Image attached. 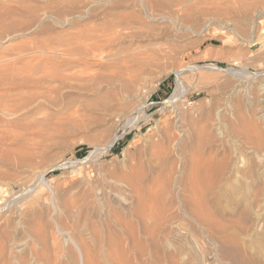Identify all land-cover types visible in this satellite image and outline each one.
Segmentation results:
<instances>
[{"label":"rangeland","instance_id":"obj_1","mask_svg":"<svg viewBox=\"0 0 264 264\" xmlns=\"http://www.w3.org/2000/svg\"><path fill=\"white\" fill-rule=\"evenodd\" d=\"M52 1H53V3L51 4ZM55 1L57 4L54 3ZM55 1L54 0H50V1L49 0H0V4H1L0 5V13H5V12L11 13V12H13V13H21L23 15L24 13H38V14H40V13L45 12V13H48V15L51 16L52 18L55 17V19H61L62 18L61 20H63V19L65 20V18H66V22L64 25L65 27L57 24V22H55L54 23L55 25H53L52 24L53 22L51 20H49L48 22L44 23L43 26H41L39 28H36V26H32L31 30L27 31L26 33H23L21 31L22 29L25 28L24 18L26 17L25 16L26 14L23 16H20L21 15L20 14L19 15L20 18L19 17H17V18L11 17V18H7V21L4 20L3 22H0V24L2 23L0 26L4 25V27H5V28L1 27L3 30L0 29V31H2V32H0V37H2V38L3 37L4 38L5 37L6 38H8V37L12 38L13 36H15L14 33H16V35L23 33L18 38H12V41L11 40L9 41L8 40L9 38L8 39L0 38V41L3 42V44H2V42L0 43V63H1L0 64V81L2 80L1 84L7 86L8 84L11 83V82H5L4 81V80L8 79L7 77L9 75H10L9 76L10 80L8 79V81H11L13 77H15V79H17L18 77L19 78H21V77L22 78H29L28 74L30 76H32L30 74L31 72H32V74H34L36 72L35 73L36 76H37V74L42 75V73L45 74V72L47 71V68H48V70L50 69V71H49L50 73L58 72V73L63 75L64 70H65V73H64L65 75L67 74V76H68L69 74L72 75V73L73 74L75 73L74 76L77 77L76 80L69 82V83H66L67 86L61 85V84H60V86H59V84H52V85H48V87L47 86L44 87V89L41 90L42 92L40 91V93H42V94L45 93L44 96L49 98V99L47 100V98H46V100H47V101L45 100L46 103H43V105L46 104L43 107L45 109L42 110L43 109L42 108L41 109L42 112L38 111L39 112L38 115L37 116L35 115V118L37 119V121L39 120V122L36 123L37 125L35 124V126L34 125L32 127L30 126L31 129L29 127H25L22 129L18 128V130L16 129L17 131L13 130L14 133H16L15 135L17 137L16 136L12 137L13 141H12V138H10V139L8 138L9 139L8 141L5 140L3 143H0V146H1L0 149H2V147H4L3 150H0V151H2L0 153V188L2 187L1 189H3V190L8 189V192L4 191L5 193H2L3 197L7 196V197H5V199L1 196V192H0V196L2 197V200L4 202L3 205H1L3 208V211H2L3 214H0V217H1L0 218V239L2 238L0 240L1 241L0 243L3 244V242H4L3 239H4V237H7V236L9 238L11 237L12 239L13 238L14 239H16V238L21 239L22 238L21 240L20 239L18 240L19 243L23 244L25 241H26L25 243H27L26 244L27 246L24 243L25 249H23V246H22L20 249H23V250L19 249L20 251L15 250L13 248L14 246H12V244L8 245V244L4 243L3 244V247H4L3 250L4 251L2 249H0V251L2 250L0 253L1 254L0 260L4 261V263H7L6 261H8V262L11 261L9 263L18 264L19 262L16 263L17 262L16 261V258H17L16 255H18L17 259H19L20 262L23 261L22 264H24V263L25 264H46V263H48V264H64L66 262L67 258H68V260L69 259L72 260V262H70V260L68 261V262H70V264H81L80 263V255H79V252L77 251V249L75 250V247L70 242L66 243L70 247L68 245L64 244L66 239H68V236H66V235L70 232L71 234H68V235H70L71 237H72V235H74L76 237L74 239L76 241L78 240L77 241L78 244L83 249V253H85V255H84V256H86V258H85L86 263L85 264H91V263H93V264H96V263L97 264H105L104 258H106L105 257L106 254H111L114 251V249H116L117 247H121V248L126 247V245H128L129 243H131L130 245L134 246V241H133L134 237L135 238L138 237L139 240L144 237L142 232H138L139 230L136 231V227H137V229H140L143 227V224L141 225V224L137 223L136 220H133L132 218H130L128 215L126 216L127 212H126V214H124L122 212V210L117 208V206L121 205V203L124 204V202L126 201V203H125L126 206H128L127 204H129L128 207H130V208L132 207L131 209L134 210L137 207L136 205H138V203H139L138 201L140 198L145 197L146 199H149L150 196H152V197L154 196V191H153L154 190L153 188H155L154 186H156V185L158 186V189L156 186L155 192H157L158 190L160 191L161 180H159L157 183H155L154 181H157V179H158L156 177L153 180V182H151L152 180L149 182L141 181L142 183H140V182L138 184L136 183L138 186H139V184H141L140 185L141 187L140 186L136 187V185L134 183H130V181L128 182V180L126 183V182H124L126 180H123V179H127L128 174H130V171L128 172L127 169L139 157L140 148H142L144 150L143 151L141 149V151H142L141 154H143V152L144 153L149 152L152 149H154V147H155L154 144L158 140L157 138H159L161 132L165 129V126L173 123V121L175 120L174 117H176V115L179 114L178 113L179 111L181 114L180 116H182V118L186 119L185 117H187L186 120L188 123L185 121L184 124H185V127L187 129L192 131V132L190 131L191 133L194 132V129L208 128V127H206V125L211 126V119L215 117L217 111H221V112L224 111V112H222L223 113L222 117L225 121L224 122L225 127L231 128L232 126L235 125V127H238L241 130H247L249 127V124H251L250 127H252V128H249V130H248L249 132L250 131L252 132L253 126L257 127V125L260 121L258 119L259 115L261 116L264 113V111H263V109H264V102H263L264 101V99H263L264 98V95H263L264 94V47L262 44L257 43L255 41L256 38L254 35H255L256 31L257 32L260 31L259 32V34H260L261 30L264 29V23H263L264 22V16L260 14V13L264 14V0H241V1L239 0L240 1V2L238 1L239 7H243V5L246 4L245 6L250 8V10L247 12L246 11L242 12L241 11L242 9L236 8V7H238V4L236 3L237 0H234V1L230 0V4H232L233 6L235 5L234 8L236 9L235 10L236 13H235V11H231L229 13H233V14H228L227 17H225L226 15H221L218 17L220 19L224 17L223 21L226 22V23H224V24H226L224 26L228 27V30H226V32H221L219 25L216 23H213L212 26H210L207 30H204L203 24H204L205 20L204 21L202 20L200 22V26H199L200 29L198 27V29L200 31H203V33H202L203 36L201 35L200 37L197 35L195 36V34H192L191 32L190 33L189 32L184 33L181 35V34L176 32V27L172 23H169L168 27H167L159 21L155 22V20H157L158 18H156L154 20L153 19L154 17H153L151 21L149 20L152 17V15H154V14L155 15H158V14L162 15L163 14V16L168 17V16H172V13H175L176 11H177L176 13H179V12L184 13L182 11L188 10L187 7L185 8L186 5L183 4V6L181 8H178V7H180V5H182L181 4L182 1H183V3L187 4L186 0H178V1L172 0V2H170V3H168L166 0L165 1L164 0H159V1H157V0H149V1H147V0H143V1H141V0H136V1L135 0L134 1L122 0L121 1L120 0L121 2L124 1L123 3H121V5H122L121 7L119 6L120 2L118 0H112V3L106 2V3L100 4V5H98L96 2L92 3V0H80V1L79 0H73V1L72 0H65L66 2H70V1L73 2V3L70 2L69 5H68V3L66 4L65 1H63V0H58V1L55 0ZM74 1H76V2H74ZM77 1L79 2V4ZM90 1H91V4H90ZM116 1L119 3H117ZM144 1H146V3ZM153 1L156 4L157 3L158 4L156 5ZM168 1H171V0H168ZM173 1H175V3H176V7H177L176 9H175V3L173 5L174 7H172L171 5H168V4H173ZM195 1L190 0V2H193L192 3L193 5L197 2V1L196 2ZM151 2H153V5ZM165 2L167 4H165ZM190 2L188 3L189 5H191ZM241 2H242V4H240ZM74 3L78 4V5L76 4L77 7H75ZM53 4H56L57 6L53 5ZM116 4H117V6H119V8H117ZM148 4H149V6H148ZM4 5H6L7 7L5 6V8L10 10V11H6L5 8L3 9L2 7H4ZM70 5H74V6H72L70 8ZM86 5H88V8H90V9L92 7H94L91 9L93 13H91L90 9L88 12L85 11ZM89 5H91V6H89ZM141 5L143 6V8ZM145 5L148 6V8L145 7ZM166 5H168L169 8H167ZM52 6H56L57 8L56 7L52 8ZM78 6L81 8V9L80 8L78 9L79 11L76 9V8H78ZM83 6L85 7V9H83L84 8ZM133 6H135L134 7L135 9H132ZM245 6L243 8H246ZM99 7L100 8L103 7V8L100 9ZM144 7H145V10H144ZM151 7L153 9H151ZM160 7L161 8L164 7V8L160 10ZM45 8H47L48 10H46ZM73 8H74V10H73ZM149 8L151 10H148ZM13 9H14V11H13ZM69 9H71V11ZM53 10H55V11H53ZM146 10H147V12H146ZM152 10H153V12H152ZM174 10H175V12H174ZM56 12L59 13V15ZM80 12L84 13V15L82 17L83 19H77L76 18L79 14H81ZM148 12H149V14H148L149 16L145 14ZM150 12L152 13L151 16H150V14H151ZM53 13H56L57 16H59V17L57 18L56 14H53ZM61 13L66 14L65 17H64V14H61ZM70 13H72V14L68 18V15ZM75 13H77L78 15L76 14L77 15L76 16ZM131 13H134L133 16H137L136 17L137 19H134L135 17H133ZM140 13L141 14L143 13V14L141 15ZM248 13H250V15H248ZM136 14H138V15H136ZM258 14H260L261 16ZM122 16H125V17H123L121 19L120 17H122ZM126 17L128 18L129 21L127 20ZM144 17H146V19L147 18L148 19L146 20ZM255 17H256V19H255ZM111 18H113V19L111 20ZM125 18L128 21L127 22L126 20H124V21H126V23H128V24L130 23V25H133V24H131V22H132L136 26L137 29L130 30L133 33H135L136 30H139V28L141 29L142 26L144 25L143 26L144 28L142 30H139L138 33H136L138 35L137 36L138 40L136 39V37H134V38L130 37L131 39H129L127 37L130 41H128V39H126V38H125V41H124V39L123 40H121V39L117 40L113 35L114 33L111 34V32L110 33L105 32L111 26V24L113 25V23H116V21H118L120 19L123 23H125L123 21V19H125ZM211 18H214V17L211 16ZM12 19L14 21H12ZM141 19L143 22L140 21ZM134 20H136V21H134ZM9 21H11V22H9ZM144 21H147L150 24H147ZM250 21L253 25L250 23ZM259 21L260 22L262 21V23H261L262 26H261V24H258ZM15 22H16V25H13ZM140 23H141V26H140ZM48 24H49V26L51 25L50 26L51 28L47 26ZM145 24L147 25V27H145ZM228 24L231 27L227 26ZM150 25L153 27L151 28ZM255 26H257V27H255ZM252 27H253V29L251 30L250 28H252ZM12 28L16 32H13L11 30ZM19 29H20V32L17 31ZM49 29H51V30L54 29V30L51 31ZM144 29H145V33L142 32V31H144ZM146 29H148V30H146ZM153 29L155 30V34L157 37H155V34H153L154 33ZM149 30H150V32H149ZM3 31H7V33L3 32ZM9 33L13 34V35L10 37ZM146 33L149 35H145ZM3 34H5V35H3ZM104 34H106V35H104ZM177 34H179V35H177ZM24 35H26V36H24ZM109 36H110V38H109ZM143 36H144V39L146 38V41L142 38ZM139 37H141L142 39ZM147 37H148V40H147ZM19 38H20V40H18ZM108 38L110 40L109 43L112 45V47L109 46L110 45L109 43H107V44L104 43V40H108ZM112 38L114 39L113 41H112ZM155 39H156V41H155ZM227 39H230L231 41L232 40L233 41L231 43H225L226 41H228ZM3 40H7V41H3ZM131 42L133 43V45L131 44ZM136 42L138 44H136ZM151 42L154 43L153 45H159V46H157V48L159 51L161 50V54L158 55L157 58L153 59L152 63H144V62H142V60L144 61V58H146V57L142 56V52L146 53V52L151 51L152 47H153L152 49L156 48V47L152 46ZM159 42H161L160 43L161 45L157 44ZM104 44L107 47L105 50L106 53H104ZM166 44H168V45L166 46ZM170 44H171V46H170ZM148 45H150V46L147 47ZM237 45H239V46H237ZM38 46H39V50L37 49ZM49 46H50V48H49ZM84 46L85 47L88 46V47L84 48ZM114 46H115V48H114ZM138 46H140V48ZM22 47H24V48L26 47V48L23 49ZM41 47L45 48V49L49 48L48 50L51 49L50 51L52 53L55 51L62 52L64 50H71V51H74L75 49L79 50L81 47H83L82 50L91 48L92 51L95 53V55L100 54L98 56L96 55L99 58H104L105 54L111 52L109 54L110 55L113 54L112 56L114 57V60H112L109 64H111V65L113 63L114 64L112 66H110V68H111L110 72H107V71H109V69L106 71L107 73H105V75H107V81L104 82L105 81L104 80V69H103L104 68L103 67L104 60L102 61V60H99L97 58V59H95L96 62L94 61V59H90L87 61H81L80 59H78L76 57H70L69 58L70 59L69 67H71L70 70L73 69V67L75 66L74 69L70 73L68 66H66L64 69V65H62L61 63L59 65V62H61V60H55V61H52L50 63V61L49 62H48V60L46 61L45 57L40 58ZM27 48L28 49L30 48L31 50H27ZM32 48L35 50H38V54H35V52ZM120 48H122V49H120ZM125 48H126V50H128L127 52H124V51H126V50H124ZM52 49H53V51H52ZM142 49H144L145 51ZM18 50H20V51H18ZM129 50H130V52H129ZM21 53H23V54H21ZM27 53H29V54H27ZM121 53H122V55H121ZM123 53H126V54H123ZM130 53L134 56H132V55L130 56L129 55ZM30 54H31V56L27 57V55H30ZM33 54L35 56H33ZM25 55H26V58L21 59L22 63H24L25 65L20 64L19 62L21 60L19 61V59L24 57ZM136 56H138V57H136ZM17 57H19V59H17ZM30 57L36 58L35 59L36 61L34 59L32 60V58H30ZM24 59L27 62L30 61L31 64L30 65H29V63L27 64V62H25ZM37 59L38 60L40 59L39 60L40 62ZM136 59L138 62H136ZM41 61H45L46 63L43 64V62H41ZM90 61H92L95 64H93ZM128 61L129 62L131 61L130 64L133 65L134 67H131V65L129 63H127ZM37 62L41 63L40 64L41 66H39V64ZM54 62H56V63H54ZM57 62H58L59 68L56 67ZM123 62L125 64H123ZM132 62H133V64H132ZM11 63H13V64H11ZM15 63H17L16 64L17 66L15 65ZM49 63L50 64L53 63L52 65L54 67L52 65H50V67H49V65H48ZM101 63H102V65H101ZM180 64L182 65V67ZM212 64L217 65L218 67H220L222 69H226V70L227 69L246 68V69L250 70L253 74L259 75V77L257 80H251L247 83H245V82L242 83L241 81L232 77L234 79L233 80L230 76H227L224 73H216V72H211V71H207V70H203V69L200 71H192V72L191 71H185L183 77H185L184 82H185V85L187 87L188 93H186V95L183 97L182 101L180 103H178L177 106L175 104L176 107L173 108V105H172V108H173L172 109L170 106L171 104L169 105L166 101L172 95V93L176 87V80L177 79H176V75H175L173 69L175 70V68L180 69L183 67H190V66L191 67H205V66L212 65ZM9 65H15V66L9 67ZM18 65H20V66H18ZM45 65H46V67H45L46 71L43 70ZM89 65H90V67H89ZM95 65H98V66L95 67ZM128 65H130V66H128ZM141 65H145V66H141ZM22 66H23V68H22ZM32 66H33V68H31ZM99 66H102L103 70L100 69ZM124 66H126V67H124ZM175 66H177L178 68ZM13 67L14 68L16 67V69H14ZM86 67L89 69L86 70ZM123 67L125 69H123ZM51 68H53V69L55 68L54 70H57V71H54L53 69L51 70ZM91 68H93V70ZM96 68H97V70H96ZM117 68H119V69H117ZM131 68H134V69H131ZM13 69L16 71H13ZM121 69H123V70H121ZM126 69H127V71L130 70V72L129 71L127 72ZM21 70H22V72H21ZM25 70H27V71H25ZM98 70H100V71H98ZM166 70H168V71H166ZM169 70H170V72H172V74L169 72ZM28 71H29V73H28ZM19 72H20V75L18 74ZM49 72H46V73H49ZM23 73H25V74L28 73V74L25 75ZM4 74L5 75L8 74V76L5 77ZM21 74H23V75H21ZM100 74L103 77L100 76ZM2 75H4V76H2ZM1 76L3 77V79ZM109 76H110V79L108 78ZM4 77H5V79H4ZM91 79H92V81H91ZM126 82H128V83L126 84ZM235 82L236 83L238 82V83L236 84ZM1 84H0V86L2 88L3 85H1ZM238 84L244 85V86L239 87ZM248 84H249V86L253 84L255 86V88H252V87H254L253 85H252V87L248 88L249 87ZM55 86H56V88L59 89L56 91V93L48 91V89L50 90V88L55 89L54 88ZM62 86H64V87H62ZM65 86H66V88H65ZM256 86H257V88H256ZM10 87L12 88L13 86L10 84L8 88H10ZM74 87H76V88H74ZM154 87H155V89H154ZM235 87L240 89V90L236 89ZM45 88L46 89L48 88V89L46 90ZM13 89H15V88L13 87ZM235 89L238 92H233ZM250 89H253V90L250 91ZM257 90H258V92H257ZM32 91H33V89H32ZM32 91L30 93H32ZM124 91H125V93H124ZM231 91L233 92L232 95H231V93H232ZM239 91H241V92L239 93ZM252 91H254V92H252ZM25 92L23 94H25ZM246 94H247V96H246ZM46 95H50V96L48 97ZM49 100H51V101H49ZM52 100H53V102H52ZM229 100H231V101H229ZM255 102L256 103L258 102L257 104L259 105V107H258V105H256ZM247 104H248V107H247L248 109L246 108ZM253 104L256 107H254ZM179 106H181V107L179 108ZM249 106H251L253 109L251 107H250L251 108L250 109ZM169 107L173 111L170 110ZM239 107L242 108V110L238 109ZM137 108L138 109L142 108L141 112ZM168 109H169V111H168ZM257 110H258V112H256ZM244 111H245V113H242ZM237 112L239 113V115H241V113H242V115L243 114L248 115L250 112L251 116L246 115L248 117L247 118L245 115H243V117L245 119H247V121H246L245 119L240 118L242 115L241 116L237 115L238 114ZM209 114H211V116ZM252 114H253V116H252ZM255 115H256V117H254ZM125 117H127V119ZM128 117L130 119H132V118L137 119V121L139 123V124L137 123L138 126L135 125L137 128L135 126L131 127V128L127 127L126 123L129 120ZM252 117H254V118H252ZM169 118H171V119H169ZM250 118L254 119V121L251 120ZM255 118H256L258 123L256 122L257 124L255 123V125H254L253 122H255ZM167 119H169V120H167ZM193 119L196 120V121H194L195 122L194 125H192V123H194V122H192ZM204 119H205V121H204ZM241 120H245V122H247L248 124L246 123V125H245V122H244V125H243V121H241ZM165 121H167V122H165ZM206 121H209V123ZM229 121H230V123H232V125L230 123H228ZM197 122H198V124H197ZM263 122L264 121L259 123L258 129L263 128V126H264ZM261 123L263 126L262 125L260 126ZM192 126H194V127H192ZM200 126H201V128H200ZM246 126H247V128H246ZM263 130H264V128L261 130L262 133H264ZM259 131H260V129H259ZM115 135L116 136H122L123 138L118 140L115 143V145L109 151L103 150L104 147L109 143V141H111L115 137ZM23 137H24V139H23ZM239 137L236 140H231L229 138L228 134H225L223 139H221L224 142V144H221L218 141V143L215 142V143H213V145H209V146L204 147V148L202 147L203 149L200 148L199 151H201V150L202 151L199 152V154L197 153L198 150H197V152H195L196 155L193 151L189 152L187 154L186 165L188 164L190 169L188 168V165L184 166L185 167L184 173H186V174L184 175V173H183L184 176L182 175V180H185L184 185H186L185 186L186 191L184 193H182V194H184L182 196H183V198L185 197L184 198L185 202H187L188 198H189V200L196 201V204H198L199 202H201V203L198 204L199 206L196 205L198 208L197 209L194 205L195 203L190 204L188 201V203L191 205V208L193 206L195 207V208L193 207L194 210L192 209L194 212L192 210L189 211L190 205H188V203L187 204L185 203V205H187L186 206L187 208L184 206V207H182V209L183 210L187 209V212L185 211V213H184L183 211L182 212L179 211L181 213L176 217L175 221H173L174 222L173 230L177 231L179 238L184 242V245H185L184 247H187V248H185V250H186L185 252H187L188 254L185 253L182 259H185L186 261H188L190 259V262L189 261L186 262V261L178 258L177 263H175L176 261L173 260V264H178L181 261H182L181 264H189V263L191 264V261L193 262L192 264H196V263L197 264H219V262L222 264H228V261L231 262V263L229 262V264H232V263L233 264H241V262H243L242 264H264V252L260 251V249L261 250L263 249V251H264V246H263L264 245V190L263 189L264 188L260 189L261 187L264 186L263 184H261V183H264V173H262V172H264L263 171V169H264L263 168L264 167L263 166L264 165V157L257 156L259 158L258 159L255 155V156H253V158H251L252 155H254V153L250 150L251 145L250 144L248 145V142L246 141L245 138H241V136H239ZM18 140H20V141H18ZM153 141H154V144L152 143ZM246 142H247V144H246ZM148 145L149 146L152 145V146L149 147ZM5 146L7 149L5 148ZM35 149H36V151H35ZM148 149H150V150H148ZM4 151H5V153H4ZM103 151L106 153H104ZM128 153H130V154H128ZM197 154L199 156H197ZM250 154H252V155L250 156ZM130 155H132V156H130ZM262 155H264V153H262ZM128 156L132 157L134 159V161L132 160V164H130L131 162L129 163V160H131V159L128 158ZM190 156H191V158H189ZM196 156H197V158H196ZM249 156L251 158V161H249L250 160ZM125 157H126V159H125ZM260 159H262V160H260ZM155 160H156V162H153V163H155V164L158 163L157 159H155ZM249 162H252V164ZM124 163L125 164L127 163V164L125 165ZM128 164H130V165H128ZM155 164H153V165L155 166ZM197 164H200V165H197ZM253 164L259 166L260 169L257 168V166H255ZM127 165H128V167H127ZM260 165L263 167H261ZM125 166H126V168H125ZM250 166H251V168H253L252 170L250 169ZM184 167H183V169H184ZM194 169H195V171H194ZM249 169L251 170L250 171L251 175L248 174ZM254 169H256L255 172H253ZM260 170H262V171L260 172ZM191 171L192 172L194 171L193 174L191 173ZM216 171L219 174L216 173ZM244 171L246 174H248V176L244 173ZM125 172L127 173V175ZM123 173H125V174L122 175ZM215 173L217 174V176L215 175ZM243 173L247 177H245L243 175ZM254 173H255V175H253ZM259 174H261L262 176ZM41 175L45 176V184L40 183V176ZM189 175H190V177H189ZM252 175H253V179L251 177ZM122 176L123 177L126 176V177L123 178ZM185 176H187V178ZM243 176L245 179L243 178ZM254 176H256L255 177L256 179H254ZM257 176H258V178H257ZM19 177H21V178H19ZM188 177L190 180L188 179ZM248 177H249V179H248ZM186 179H187V181H186ZM260 180H261V182H260ZM194 181L198 182V185L196 183L195 184L192 183ZM258 181H259V183H258ZM143 183H145L146 185ZM216 183H217V185H216ZM187 184L189 185L190 188L189 187L187 188ZM214 185H216V187H213ZM241 185H243V186H241ZM143 186L145 188V189H143V191H146V192H142L141 188H143ZM145 186H148L147 190H146ZM151 186H153V187H151ZM200 187L202 190L200 189ZM210 187H213V188H210ZM246 187H247V189H246ZM241 188H243V190ZM198 189L202 192L200 193V191H198ZM247 190H249V191H247ZM9 191H10V193H9ZM159 191L157 193H155V195L156 194L158 195ZM6 192H7V194H6ZM238 192H240V193H238ZM257 192L259 193L258 195H257ZM143 193L146 195H143ZM191 193H192V195H191ZM194 193L199 194V197L201 196V198H198V195H196ZM236 193H238L241 196L240 197H239V195L236 196L237 195ZM4 194H6V195H4ZM23 194H25V196ZM228 194L229 195L231 194L230 195L231 198H229ZM232 194H234V196ZM138 196H139V198H138ZM255 196H258V197H255ZM259 196H260V198H259ZM237 197H238L237 201L240 199L238 202L236 201ZM2 200L0 199V203H2ZM8 202H9V205L5 206L8 204ZM232 203H234V205ZM100 204L104 205V208L106 206L107 210L105 208L104 209L105 211L102 213L101 212L98 213V214H100V216H98L96 211H97V207H99ZM109 205H113L114 206L113 208L115 209V211L113 208L109 209ZM4 206L7 209H5ZM154 206H155L154 209L156 208L155 210L157 212V210H158L157 205H154ZM252 206H254V207H252ZM249 207H251V210L252 209H254V210L251 211V213L249 212V215L247 216L246 211ZM11 208L12 209L14 208L13 209L14 212H12ZM130 208H128V209H130ZM158 208H159V205H158ZM17 209H19L18 210L19 213L17 212ZM6 210L7 211L11 210V211L9 213ZM111 210H113V211H111ZM159 210L162 211V208ZM159 210H158V212H161ZM117 211L120 213L118 214ZM175 211L178 212L177 208H175ZM197 211L200 213V215ZM6 212H7V214H6ZM105 212H106V214H107V212H109L111 214L114 212V214L117 213L118 216L119 215H121V216L120 217L117 216L118 219L115 216L111 218V216H113L114 214L111 215L108 213V215H107L108 217L106 215L103 216V214H105ZM240 213H241V215H240ZM17 214H19V215H17ZM122 214H124L126 216V218L124 215H123L124 217H122ZM194 215H196V216H194ZM10 216L16 217V218H13L14 221H13V219H11ZM18 216H20V217H18ZM190 216L191 217L194 216L193 217L194 220L189 218ZM40 217H41V220L39 219ZM97 217L99 218V221H97L98 220ZM105 217H107L108 220ZM196 217H198L199 219ZM19 218H21V219H19ZM113 218H115L116 220ZM177 218H179V219H177ZM17 219H18V221H17ZM42 219H43V221H42ZM122 219H124V220H122ZM25 220H26V223H25ZM103 220H104V222H103ZM125 220H127V223ZM130 220H131V222H130ZM113 221H116V222L119 221L120 223H122V227H124V229H126L124 231V233H122V235H121L122 231H119L120 229L117 228L116 222H114V225H113ZM124 221H125V223H124ZM251 221H252V224L256 223L255 224L256 226H254V225L253 226L256 228L258 227L257 229H255L251 225ZM15 222H17V223H15ZM98 222H101L102 224H100ZM236 222L238 224V227L235 224ZM13 223H15V224L13 225ZM19 223L21 224V226ZM24 223H25V225H24ZM45 223H46V226L47 225L50 226L51 230L46 229L50 233L46 232L45 228H48L49 226L45 227ZM50 224L52 225V227ZM9 225H11V228L13 227V229H10V227L8 228ZM16 225H18V228ZM157 225H160V222L155 220L154 224L152 225V228H153L152 230L157 235L160 234L157 236V237H159V239L160 238L162 239V237H164V240L166 238L173 240L169 231L166 230V227H164L163 225H160V226H158V230H157ZM209 225H211V226H209ZM234 225H235V227H234ZM241 225H243L245 227H242ZM29 226H31V227H29ZM57 226H59V227H57ZM101 226H103V227L101 228ZM110 226L112 228H114V226H115L116 229L111 230L112 228ZM138 226H140V228H138ZM161 226L167 232L163 233L162 230L159 231V228ZM240 226H241V228H239ZM61 227H63V228H61ZM131 227H133L132 228L133 231H132V229H130ZM216 227L217 228L222 227V230H225L228 233L225 231H222L220 228H218L219 230H217ZM20 228H21V230H20ZM30 228H32V229H30ZM43 228L45 231H43ZM50 228H48V229H50ZM58 228H59V230H58ZM60 228L62 229V231ZM224 228H226L227 230ZM235 228H237V229H235ZM164 229H163V231H164ZM253 229H254V231H253ZM13 230L17 233H15ZM65 230H67V231H65ZM236 230H238V232L241 231L240 232L241 234L243 232V236L240 233L239 234L241 236L238 235V232ZM243 230L244 231L247 230V231L244 232ZM86 231H88V233H86ZM117 231H118V233H120L119 235L117 234ZM134 231H135V233H133ZM219 231H221V234L219 233ZM248 231H249V233H248ZM43 232L44 233L46 232L45 237L46 236L47 237L45 239H43L44 238ZM59 232H60V234L61 233L64 234V236H61L59 234ZM111 232H112V234H111ZM114 232L116 234H114ZM127 232H129V233H127ZM130 232H131V234L133 233V235H134V237H133V235L131 237L132 238L131 242L129 241V239H131L130 238ZM251 232L252 233L255 232V233L252 234ZM2 233H5V235L3 234L4 237H2L3 236ZM47 233L50 236L47 235ZM102 233H104V236ZM166 233H168V235ZM260 233H263V235ZM8 234H10L11 236H9ZM13 234L15 235V237ZM30 234H32V235H30ZM86 234H87V236H88V234H91V235H89V237H91V238H88L86 236ZM94 234H95V236H94ZM124 234H127L129 236V238H127L128 236L124 235ZM101 235L103 237H101ZM153 235L155 236V238H157L155 234H153ZM37 236L39 237V239H40V236L42 238L39 240ZM57 236L59 238H62V239H60V241L62 240L63 242L57 241V240H59V238ZM232 236H236V237H234L235 239H237L238 238L237 236H239L240 240L237 241V240L233 239V240H231L230 243H232L234 241L233 242L234 244L233 243L230 244L229 241L232 238ZM256 236L258 239L256 238ZM100 237L103 239L100 240ZM226 237H228V238H226ZM113 238H115V239H113ZM121 238H123L122 241H121ZM126 238L128 239L129 242H127ZM138 238L136 240H138ZM225 238L228 239L227 240L228 242H226ZM23 239H25V240L23 241ZM42 240H45V242L43 241V243L41 244ZM46 240L48 242H50V244L47 242V246H45ZM102 240H104V241H102ZM113 240H116V242H114ZM143 240H144V238L140 241L143 242ZM222 241H223V243H222ZM235 241L238 243H236ZM240 241H242V242H240ZM103 242L105 245L103 244ZM118 242H119V244H118ZM121 243H123L122 246H119ZM124 243H126V245ZM189 243H190V245H189ZM228 243H229V246L231 245L232 247L231 246L229 247ZM240 243L243 246L242 250L239 249L241 247ZM222 244H225L226 247ZM62 245L64 246L63 249H62ZM71 245H72V247H71ZM130 245H129V248H131ZM143 245L144 244L142 243L141 246H143ZM237 245H239L240 247ZM258 245L260 246V249H258V247H259ZM7 246H9V247H7ZM65 246H68V247H65ZM106 246H107L109 251L106 250L107 249V248H105ZM220 246L221 247L223 246V247L221 248ZM54 247H55V249H54ZM84 247H85V249H84ZM227 247H228V249H227ZM0 248H1V246H0ZM86 248H88V250H90V252ZM109 248L110 249L113 248V249L110 250ZM230 248H232L231 249L232 252L230 251ZM50 249H52L51 251H53V252H51ZM66 249H67V251H66ZM222 249H224V250H222ZM62 250L64 251V253H66V254H64L62 252L64 255H66L65 258H63V254H61ZM86 250L91 254H89V255L87 254L88 255L87 256L86 253H88V252ZM15 251H17V252H15ZM22 251H23V253H22ZM84 251H86V252H84ZM127 251H128L129 257L132 256V258H133V253L129 250H127ZM226 251L228 254L225 253ZM2 252L3 253L5 252L4 253L5 257L2 256L3 255ZM68 252H69V254H67ZM155 253L157 255V252H155ZM230 254L231 255L233 254V255L231 256ZM9 255L13 256L12 259L10 258L11 256H9ZM229 255H230L231 260L228 257ZM89 256H92L93 258L89 257ZM96 256L100 257V258H97ZM233 256L235 259L232 258ZM20 257H21V259H20ZM87 258L89 259V261L87 260ZM250 258L252 259V261L250 260ZM90 259L93 262H91ZM244 259H245V262H244ZM13 261L15 263H13ZM89 262H91V263H89ZM251 262H253V263H251ZM1 264H3V263L1 262Z\"/></svg>","mask_w":264,"mask_h":264},{"label":"bare ground","instance_id":"obj_2","mask_svg":"<svg viewBox=\"0 0 264 264\" xmlns=\"http://www.w3.org/2000/svg\"><path fill=\"white\" fill-rule=\"evenodd\" d=\"M50 1V0H49ZM55 1V0H54ZM58 1V0H57ZM63 1H65V0H63ZM73 1V0H72ZM72 1H70V2H72ZM80 1V0H79ZM119 2H120V7L122 6L121 5V3H123V2H121L120 0H118ZM132 1H134V0H132ZM136 1V0H135ZM141 1H143V0H141ZM147 1H149V0H147ZM157 1H159V0H157ZM165 1V0H164ZM163 1V2H164ZM168 3H170V2H172V0L171 1H168V0H166ZM178 1V0H177ZM176 1V2H177ZM190 2V0H186V2H187V4ZM193 1H195V0H193ZM197 1V2H196ZM195 2V4L193 5L192 3L193 2H190L191 3V5H187L186 3H183V1L181 2V4L182 5H180V7H178V8H181L182 6H183V4L184 5H186L185 6V8L187 7L188 8V10L186 11L185 9V11H182V12H184V13H181V12H179V13H176L175 12V10H174V12L175 13H172V16H168V17H166V16H163V14L162 15H160V14H158V15H152V13L150 14V16L152 15V17L149 19L150 21L152 20V18L155 20L156 18H158L157 20H155V22L156 21H159V22H161L163 25H165V26H167L168 27V24L169 23H172L175 27H176V32L177 33H179V34H184V33H192V34H195V36L197 35V36H201L202 35V33H203V31H200L199 29H200V22L203 20H205V22H204V30H207L210 26H212V24L213 23H216V24H218L219 25V28H220V30H221V32H226V30H228V27H226V26H224V25H226V24H224V23H226V22H224L223 21V18H218L219 16H221V15H226L225 17H227L228 16V14H233V13H229V12H231V11H235L236 9L234 8V6L232 5V4H230V0H196ZM232 1V0H231ZM234 1V0H233ZM238 1L239 0H237V4H238ZM241 1V0H240ZM239 1V2H240ZM7 2V1H6ZM9 2V1H8ZM60 2V1H59ZM70 2H66L65 1V3L67 4L68 3V5H69V3ZM74 2H76V1H74ZM78 2V1H77ZM88 2V1H87ZM93 2H96L98 5H100V4H103V3H108V2H111L112 3V0H92V3ZM115 2V1H114ZM117 2V1H116ZM119 2H117V3H119ZM145 3H146V1H144ZM154 2V1H153ZM153 2H151L152 3V5H153ZM162 2V1H161ZM180 2V1H179ZM247 2V1H246ZM5 3V2H4ZM48 3V2H47ZM53 3V1L51 2V4ZM54 3H56V1L54 2ZM73 3V2H72ZM142 3V2H141ZM144 3V4H145ZM155 3V2H154ZM160 3V2H159ZM174 3H175V1H173V4H168V5H171L172 7H174L173 5H174ZM178 3V2H177ZM252 3V2H251ZM46 4V3H45ZM50 4V3H49ZM57 4V3H56ZM56 4H53V5H56ZM59 4V3H58ZM61 4V3H60ZM64 4V3H63ZM75 4V7H77L76 6V4L77 3H74ZM78 4H79V2H78ZM77 4V5H78ZM90 4H91V1H90ZM115 4V3H114ZM113 4V5H114ZM131 4V3H130ZM137 4V3H136ZM135 4V5H136ZM150 4V3H149ZM149 4H148V6H149ZM156 4V3H155ZM154 4V5H155ZM158 4V3H157ZM156 4V5H157ZM162 4V3H161ZM160 4V5H161ZM165 4H167L166 2H165ZM164 4V5H165ZM180 4V3H179ZM240 4H242V2L240 3ZM250 4V3H249ZM248 4V5H249ZM1 5V4H0ZM48 5V4H47ZM95 5V4H94ZM134 5V4H133ZM151 5V4H150ZM168 5H166V7L167 8H169L168 7ZM246 5V4H245ZM245 5H243V7L245 6ZM5 6L6 5H4V7H2L3 9L5 8ZM9 6V5H8ZM57 6V5H56ZM56 6H52V8L53 7H56ZM72 6H74V5H70V8L72 7ZM89 6H91V5H89ZM116 6H117V4H116ZM119 6H117V8H119ZM129 6V5H128ZM142 6V5H141ZM148 6H146L145 5V7H147L148 8ZM178 6V5H177ZM237 6V5H236ZM250 6V5H249ZM7 7V6H6ZM28 7V6H27ZM74 7V8H75ZM82 7V6H81ZM84 7V6H83ZM135 6H133V8L132 9H135L134 8ZM145 7H144V10H145ZM154 7V6H153ZM171 7V8H172ZM243 7H239V4H238V7H236V8H238V9H242L241 11L242 12H244V11H249L250 10V8H248L247 6H245L246 8H243ZM257 7V6H256ZM57 8V7H56ZM74 8H73V10H74ZM80 7L78 6V8H76L77 10L79 9ZM92 8H94V7H92ZM91 8V9H92ZM98 8V7H97ZM100 8V7H99ZM101 8H103V7H101ZM100 8V9H101ZM142 8H143V6H142ZM155 8V7H154ZM158 8V7H157ZM164 7H160V10L161 9H163ZM170 8V9H171ZM177 7H176V3H175V9H176ZM6 9V8H5ZM12 9V8H11ZM46 10H48L47 8H45ZM59 9V8H58ZM81 9V8H80ZM83 9H85V7L83 8ZM89 9L90 8H88V5H86V12H88L89 11ZM90 9V10H91ZM96 9V8H95ZM151 9H153L152 7H151ZM150 8L148 9V10H151ZM237 9V10H238ZM17 10V9H16ZM56 10V9H55ZM55 10H53V11H55ZM70 11H71V9H69ZM140 10V9H139ZM5 11V10H4ZM6 11H10V10H8V9H6ZM13 11H14V9H13ZM18 11V10H17ZM76 11V10H75ZM79 11V10H78ZM82 11V10H81ZM2 12V11H1ZM47 12V11H46ZM50 12V11H49ZM146 12H147V10H146ZM152 12H153V10H152ZM186 12V13H185ZM188 12V13H187ZM238 12V11H237ZM240 12V11H239ZM57 13V12H56ZM56 13H53V14H56ZM78 13V12H77ZM77 13H75V15L77 14ZM81 13V12H80ZM83 13V12H82ZM77 14L76 16V18L77 19H83L82 17H83V15H84V13L83 14ZM91 13H93L92 12V10H91ZM235 13H236V11H235ZM257 13V12H256ZM21 13H13V12H11V13H0V22H3L4 20H6L7 21V18H11V17H19V15H20ZM26 14V15H25ZM51 14V13H50ZM58 15H59V13H57ZM57 14H56V16H57ZM61 14H64V13H61ZM60 14V15H61ZM72 13H70L69 15H68V18H69V16L71 15ZM120 14V13H119ZM123 14V13H122ZM132 14V16H133V14L134 13H131ZM141 14V13H140ZM143 14V13H142ZM141 14V15H142ZM146 15H148L149 14V12L148 13H145ZM261 15H263L264 16V14L263 13H260ZM260 14H258V15H260ZM23 15H25L26 17L24 18V26H25V28L24 29H22L21 31L23 32V33H26L27 31H29V30H31V28H32V26H36V28H39V27H41V26H43V24L44 23H46V22H48L49 20H51L53 23V25H55L54 23L55 22H57V24H59V25H61V26H64L65 25V22H66V18H65V20L63 19V20H61V19H55V17L54 18H52L51 16H49L48 15V13H40V14H38V13H24ZM22 14L20 15V16H23ZM65 15L66 14H64V17H65ZM87 15V14H86ZM89 15V14H88ZM136 15H138V14H136ZM165 15V14H164ZM248 15H250V13H248ZM253 15V14H252ZM257 15V16H258ZM260 15V16H261ZM55 16V15H54ZM112 16V15H111ZM131 16V15H130ZM140 16V15H139ZM138 16V17H139ZM145 16V15H144ZM149 16V15H148ZM211 16H213L214 18H211ZM232 16V15H231ZM230 16V17H231ZM59 16H57V18H58ZM63 17V18H64ZM123 17H125V16H122V17H120L121 19L123 18ZM133 17H135L134 19H137L136 17L137 16H133ZM132 17V18H133ZM253 17V16H252ZM20 18V17H19ZM127 18V17H126ZM126 18L125 19H123V21L124 20H126ZM131 18V19H132ZM141 18V17H140ZM145 19H146V17H144ZM143 18V19H144ZM249 18V17H248ZM262 18V17H261ZM22 19V18H21ZM113 18H111V20H112ZM121 19L120 20H118V21H116V23H113V25L111 24V26L107 29V31H105V32H111V34H113L114 35V37L117 39V40H119V39H121V40H123L124 39V41H125V38L126 39H131L130 37H136V39H137V34L136 33H138V31L139 30H142L144 27V25L142 26V28L140 29L139 28V30H134L135 31V33H133V32H131L130 30H133V29H137L136 28V26L134 25V23H132L131 22V24H133V25H130V23L128 24V23H126V21L128 20V18H127V20L126 21H124L125 23H123L122 21H121ZM139 19V18H138ZM144 19V20H145ZM148 19V18H147ZM146 19V20H147ZM220 19V20H219ZM252 19V18H251ZM255 19H256V17H255ZM9 20V19H8ZM12 21H14L13 19H12ZM75 21V20H74ZM129 21V20H128ZM127 21V22H128ZM134 21H136V20H134ZM140 21H142V19L140 20ZM139 21V22H140ZM226 21V20H225ZM228 21V20H227ZM249 21V20H248ZM9 22H11V21H9ZM112 22V21H111ZM115 22V21H114ZM138 22V21H137ZM143 22V21H142ZM144 22H146L147 24H150V23H148L147 21H144ZM136 23V22H135ZM250 23H251V21H250ZM262 23V21L260 22L259 21V23L258 24H261ZM264 23V22H263ZM2 24V23H1ZM0 24V25H1ZM202 24V23H201ZM249 24V23H248ZM252 24V23H251ZM13 25H16V22L13 24ZM19 25V24H18ZM138 25V24H137ZM253 25V24H252ZM255 25V24H254ZM23 26V27H24ZM48 27H50L49 26V24L47 25ZM140 26H141V23H140ZM139 26V27H140ZM151 26V25H150ZM227 26H230L229 24L227 25ZM261 26H262V24H261ZM4 27V25H2V26H0V29H2V28ZM20 27V26H19ZM45 27V26H44ZM65 27V26H64ZM108 27V26H107ZM145 27H147V25L145 24ZM149 27V26H148ZM153 26H151V28H152ZM198 27H199V29H198ZM218 27V26H217ZM231 27V26H230ZM255 27H257V26H255ZM5 28V27H4ZM47 28V27H46ZM51 28V27H50ZM15 29V28H14ZM106 29V28H105ZM155 29V28H154ZM153 29V31H154V33L153 34H155V30ZM212 29V28H211ZM251 30L253 29V27L252 28H250ZM3 30V29H2ZM7 30V29H6ZM13 32H16L15 30H13V28L11 29ZM49 30H51V29H49ZM52 30H54V29H52ZM51 30V31H52ZM146 30H148V29H146ZM210 30V29H209ZM255 30V29H254ZM258 30V29H257ZM8 31V30H7ZM7 31H3V32H5V33H7ZM18 32H20V29L19 30H17ZM33 31V30H32ZM31 31V32H32ZM200 31V32H199ZM215 31V30H214ZM0 32H2V31H0ZM9 32V31H8ZM17 32V33H18ZM104 32V33H105ZM126 32V33H125ZM128 32V33H127ZM142 32H144L145 33V29H144V31H142ZM149 32H150V30H149ZM259 32L260 31H256L255 32V38H256V42L257 43H260V44H262L263 45V47H264V29H262L261 30V33L259 34ZM23 33H20V34H18V35H16V33H14L15 34V36H13L12 38H18V37H20L21 36V34H23ZM35 33V32H34ZM140 33V32H139ZM259 35H258V34ZM10 34V33H9ZM41 34V33H40ZM179 34H177V35H179ZM3 35H5V34H3ZM13 34H10L9 36L11 37ZM30 35V34H29ZM104 35H106V34H104ZM145 35H149V34H145ZM190 35V34H189ZM24 36H26V35H24ZM203 36V35H202ZM23 37V36H22ZM87 37V36H86ZM108 37V36H107ZM113 37V38H114ZM128 37V38H127ZM146 37V36H145ZM155 37H157L156 36V34H155ZM0 38H2V37H0ZM4 38V37H3ZM2 38V39H3ZM6 38V37H5ZM4 38V39H5ZM9 38V37H8ZM8 38H6V39H8ZM12 38H9L8 40L10 41H12ZM25 38V37H24ZM84 38V37H83ZM109 38H110V36H109ZM109 38H108V40H104V43L105 44H107V43H109L110 42V40H109ZM112 38V41L115 39H113ZM139 38H141V37H139ZM143 39H144V36L142 37ZM141 38V39H142ZM152 38V37H151ZM154 38V37H153ZM128 39V41H130ZM18 40H20V38L18 39ZM81 40V39H80ZM116 40V41H117ZM120 40V41H121ZM138 40V39H137ZM140 40V39H139ZM145 41H146V38L144 39ZM147 40H148V37H147ZM151 40V39H150ZM167 40V39H166ZM228 41H226L225 43H231L232 41L230 40V39H227ZM254 40V39H253ZM3 41H7V40H3ZM127 41V40H126ZM133 41V40H132ZM155 41H156V39H155ZM2 41H0V43H1ZM123 42V41H122ZM135 42V41H134ZM141 42V41H140ZM158 42V41H157ZM192 42V41H191ZM253 42V41H252ZM6 43V42H5ZM4 43V44H5ZM115 43V42H114ZM113 43V44H114ZM125 43V42H124ZM152 43V42H151ZM161 42H159V43H157V44H160ZM236 43V42H235ZM256 43V44H257ZM2 44H3V42H2ZM82 44V43H81ZM105 44H104V53H106L105 52V50H106V46H105ZM110 44V43H109ZM108 44V45H109ZM129 44V43H128ZM131 44L133 45V43L131 42ZM136 44H138L137 42H136ZM150 44V43H149ZM154 43H152V46H154V47H156L157 48V46H159V45H153ZM193 44V43H192ZM124 45V44H123ZM147 45V44H146ZM161 45V44H160ZM168 44H166V46H167ZM47 46V45H46ZM45 46V47H46ZM89 46V45H88ZM87 46V47H88ZM109 46H111L112 47V45L110 44ZM128 46V45H127ZM150 45H148L147 47H149ZM170 46H171V44H170ZM176 46V45H175ZM237 46H239V45H237ZM80 47V46H79ZM87 47H85L84 46V48H87ZM139 48H140V46H138ZM173 47V46H172ZM23 49H25L24 47H22ZM21 48V49H22ZM48 48V47H47ZM49 48H50V46H49ZM48 48V49H49ZM82 48L83 47H81L79 50L77 49H75L74 51H71V50H64V51H62V52H57V51H55V52H51L50 50H48V49H45V48H42L41 47V51H40V58L41 57H45L46 58V61L48 60V62L50 61V63L52 62V61H55V60H61V62H59V65H60V63L62 64V65H64V69H65V67L66 66H68V68H69V70H70V68L71 67H69V64H70V57H76V58H78V59H80L81 61H87V60H90V59H94V61H95V59H99V60H104V65H103V67L102 66H99L100 67V69H104V82H106L107 81V75H105V73H107V72H110V66H112L111 64H109L112 60H114V57L112 56V55H110L109 53H111V52H109V53H107V54H105L104 55V58H99V57H97L98 55H100V54H96L95 55V53L92 51V49L91 48H89V49H83L82 50ZM114 48H115V46H114ZM117 48V47H116ZM128 48V47H127ZM153 48V47H152ZM151 48V51H149V52H142V56H145L146 58H144V61L142 60V62H144V63H152V60L153 59H155V58H157L158 57V55H160L161 54V50L159 51L158 50V48L156 49H152ZM169 48V47H168ZM33 49V48H32ZM37 49L39 50V46L37 47ZM57 49V48H56ZM120 49H122V48H120ZM129 49V48H128ZM135 49V48H134ZM3 50V49H2ZM14 50V49H13ZM27 50H31L30 48L28 49L27 48ZM34 50V52H35V54H38V50H35V49H33ZM113 50V49H112ZM124 50H126V48L124 49ZM142 50H144V49H142ZM164 50V49H163ZM166 50V49H165ZM177 50V49H176ZM5 51V50H4ZM18 51H20V50H18ZM52 51H53V49H52ZM59 51V50H58ZM109 51V50H108ZM128 50H126V51H124V52H127ZM132 51V50H131ZM145 51V50H144ZM175 51V50H174ZM3 52V51H2ZM31 52V51H30ZM37 52V53H36ZM119 52V51H118ZM129 52H130V50H129ZM17 53V52H16ZM32 53V52H31ZM132 53V52H131ZM129 54L130 56L132 55V54ZM18 54V53H17ZM16 54V55H17ZM21 54H23V53H21ZM20 54V55H21ZM27 54H29V53H27ZM123 54H126V53H123ZM128 54V53H127ZM135 54V53H134ZM121 55H122V53H121ZM136 55V54H135ZM177 55V54H176ZM29 56H31V54L30 55H27V57H29ZM33 56H35L34 54H33ZM32 56V57H33ZM37 56V55H36ZM118 56V55H117ZM120 56V55H119ZM132 56H134V55H132ZM141 56V57H142ZM242 56V55H241ZM247 56V55H246ZM20 57V56H19ZM19 57H17V59H19ZM32 57H30V58H32ZM66 57V58H65ZM136 57H138V56H136ZM215 57V56H214ZM23 58H26V55L24 56V57H22V58H20L19 59V61L21 60V59H23ZM16 59V60H17ZM35 60L36 58H32V60ZM30 60V59H29ZM38 60V59H37ZM40 60V59H39ZM38 60V61H39ZM45 60V59H44ZM124 60V59H123ZM132 60V59H131ZM141 60V59H140ZM139 60V61H140ZM18 61V62H19ZM24 61L25 62H27L25 59H24ZM23 61V62H24ZM36 61V60H35ZM127 61V60H126ZM32 62V61H31ZM40 62V61H39ZM39 62H37L38 64H39V66H41L40 64L41 63H39ZM41 62H43V64L44 63H46L45 61H41ZM73 62V61H72ZM71 62V63H72ZM90 62H92V61H90ZM96 62V61H95ZM100 62V61H99ZM131 62V61H130ZM130 62L128 61L127 63H129L130 64ZM136 62H138L137 61V59H136ZM20 64H24V63H22V60L19 62ZM29 63V65L31 64L30 63V61L29 62H27V64ZM33 63V62H32ZM48 64L49 65V67H50V65H52V64ZM54 63H56V62H54ZM74 63V62H73ZM87 63V62H86ZM85 63V64H86ZM89 63V62H88ZM93 63V62H92ZM1 64V63H0ZM11 64H13V63H11ZM17 63H15V65H16ZM26 64V65H27ZM90 64V63H89ZM93 64H95V63H93ZM123 64H125L124 62H123ZM132 64H133V62H132ZM15 65H9V67H11V66H15ZM25 65V64H24ZM28 65V66H29ZM47 65V66H48ZM55 65V64H54ZM57 65V66H56ZM55 66L57 67V68H59L58 67V62H57V64H56ZM99 65V64H98ZM98 65H95V67L96 66H98ZM101 65H102V63H101ZM116 65V64H115ZM131 65V64H130ZM130 65H128V66H130ZM181 65V64H180ZM185 65V64H184ZM17 66V65H16ZM18 66H20V65H18ZM37 66V65H36ZM53 66V65H52ZM51 66V67H52ZM85 66V65H84ZM88 66V65H87ZM92 66V65H91ZM94 66V65H93ZM117 66V65H116ZM127 66V67H128ZM140 66V65H139ZM141 66H145V65H141ZM188 66V65H187ZM26 67V66H25ZM35 67V66H34ZM45 67H46V65L44 66V69L43 70H45L46 71V69H45ZM54 67V66H53ZM75 67V66H74ZM74 67H73V69H74ZM89 67H90V65H89ZM122 67V66H121ZM124 67H126V66H124ZM123 67V69H125ZM131 67H134L133 65H131ZM138 67V66H137ZM175 67H177V66H175ZM180 67V66H179ZM181 67H182V65H181ZM14 68V67H13ZM22 68H23V66H22ZM28 68V67H27ZM31 68H33V66L31 67ZM30 68V69H31ZM61 68V67H60ZM67 68V69H68ZM94 68V67H93ZM93 68H91L92 70H93ZM157 68V67H156ZM178 68V67H177ZM14 69H16V67L14 68ZM13 69V71H16V70H14ZM26 69V68H25ZM29 69V70H30ZM53 68H51V70H52ZM55 69V68H54ZM53 69V70H54ZM63 69V68H62ZM73 69H71L70 70V73H71V71L73 70ZM76 69V68H75ZM89 68H87L86 67V70H88ZM90 69V70H91ZM102 69V70H103ZM109 69V71H107ZM117 69H119V68H117ZM123 69H121V70H123ZM131 69H134V68H131ZM207 70V71H211V72H216V73H224L225 75H227V76H230L231 78L233 77V78H235V79H237V80H239V81H241L242 83L243 82H245V83H247V82H249V81H251V80H257L258 79V77H259V75H256V74H253L250 70H248V69H246V68H239V69H222V68H220V67H218L217 65H214V64H212V65H208V66H205V67H183V68H180V69H176L175 68V70L173 69V71H174V73H175V75H176V87H175V89H174V91H173V93H172V95L169 97V99L166 101L170 106H171V108H172V105H173V108L174 107H176L177 106V104L178 103H180L181 101H182V99H183V97L186 95V93H188L187 92V87H186V85H185V82H184V79H185V77H183V75H184V73H185V71H200V70ZM20 70V69H19ZM37 70V69H36ZM40 70V69H39ZM96 70H97V68H96ZM171 70V69H170ZM170 70H169V72H170ZM25 71H27V70H25ZM32 71V70H31ZM30 71V72H31ZM34 71V70H33ZM50 71V69L48 70V68H47V71L46 72H49ZM54 71H57V70H54ZM53 71V72H54ZM98 71H100V70H98ZM107 71V72H106ZM113 71V70H112ZM126 71H127V69H126ZM129 72H130V70H128ZM127 71V72H128ZM166 71H168V70H166ZM172 71V70H171ZM3 72V71H2ZM21 72H22V70H21ZM45 72V74L44 73H42V75H38L37 74V76L35 75V73L34 74H32V72L30 73L32 76H30L28 73H29V71H28V76H29V78H17V79H15V77H11L12 78V80L11 81H8V79L10 78L9 76H8V74L7 75H5V77H7L6 79L7 80H4L5 82H11L10 84L15 88V89H13V87L11 88H8L9 87V85L10 84H8L7 86H5V85H3V84H1V81H0V84L1 85H3L2 86V88H1V86H0V143H3L5 140H9L10 138H12V137H14V136H16L15 134L16 133H14V131L13 130H18V128H25V127H29L30 128V126L32 127L33 125L35 126V124L37 123V122H39V120L37 121V119L35 118V115L37 116L38 115V113L39 112H42L41 111V109L46 105H43V103H46V101L49 99V98H47V97H45L44 95H45V93L44 94H42V93H40V91L41 90H43L44 89V87H48V85H52V84H59V86H60V84L61 85H66V83H69V82H72V81H74V80H76L77 79V77L76 76H74V74L72 73V75H68L67 76V74L65 75L64 73H65V70H64V73H63V75L62 74H60V73H58V72H55V73H46ZM69 72V71H68ZM132 72V71H131ZM4 73V72H3ZM79 73V72H78ZM84 73V72H83ZM82 73V74H83ZM123 73V72H122ZM125 73V72H124ZM167 73V72H166ZM171 74H172V72H170ZM197 73V72H196ZM2 74V73H1ZM13 74V73H12ZM11 74V75H12ZM19 75H20V72L18 73ZM17 74V75H18ZM23 74H25V73H23ZM23 74H21V75H23ZM27 74H25V75H27ZM199 74V73H198ZM4 75H2V76H4ZM18 75V76H19ZM34 75V76H33ZM99 75V74H98ZM120 75V74H119ZM215 75V74H214ZM1 76V77H2ZM14 76V75H13ZM16 76V75H15ZM100 76H102L101 74H100ZM5 77H4V79H5ZM17 77V76H16ZM103 77V76H102ZM109 79H110V76L108 77ZM113 78V77H112ZM127 78V77H126ZM232 78V79H233ZM2 79H3V77H2ZM84 79V78H83ZM10 80V79H9ZM86 80V79H85ZM226 80V79H225ZM234 80V79H233ZM236 80V81H237ZM84 81V80H83ZM91 81H92V79H91ZM186 81V80H185ZM3 83V82H2ZM128 82H126V84H127ZM133 83V82H132ZM131 83V84H132ZM236 83V82H235ZM238 83V82H237ZM236 83V84H237ZM255 83V82H254ZM7 84V83H6ZM80 84V83H79ZM133 85V84H132ZM239 85V87H242V86H244V85H240V84H238ZM253 85V84H252ZM252 85H250L249 86V84H248V88H250V87H252ZM54 86V85H53ZM67 86V85H66ZM66 86H65V88H66ZM85 86V85H84ZM254 86V85H253ZM51 87V86H50ZM62 87H64V86H62ZM124 87V86H123ZM246 87V86H245ZM260 87V86H259ZM263 87V86H262ZM55 89H51L50 88V90L48 89V91H51V92H55L56 93V91L57 90H59L58 88H56V86L54 87ZM73 88V87H72ZM74 88H76V87H74ZM236 88V87H235ZM252 88H255V86L254 87H252ZM256 88H257V86H256ZM29 89V90H28ZM32 89H33V91H32ZM46 89V88H45ZM46 89V90H47ZM69 89V88H68ZM154 89H155V87H154ZM236 89H238V88H236ZM234 90L233 92H238L237 90ZM238 90H240V89H238ZM251 90H253V89H250V91ZM259 90V89H258ZM258 90H257V92H258ZM26 91V92H25ZM32 91V93H30ZM25 92V94H23ZM42 92V91H41ZM232 92V91H231ZM233 92L231 93V95L233 94ZM241 91H239V93H240ZM252 92H254V91H252ZM260 92V91H259ZM124 93H125V91H124ZM243 93V92H242ZM247 93V92H246ZM250 93V92H249ZM261 93V92H260ZM252 94V93H251ZM250 94V95H251ZM147 95V94H146ZM230 95V96H231ZM249 95V94H248ZM264 95V94H263ZM262 95V96H263ZM46 96H50V95H46ZM246 96H247V94H246ZM46 98H47V100H46ZM231 98V97H230ZM235 98V97H234ZM261 98V97H260ZM52 99V98H51ZM233 99V98H232ZM264 99V98H263ZM46 100V101H45ZM45 101V102H44ZM49 101H51V100H49ZM229 101H231V100H229ZM262 101V100H261ZM52 102H53V100H52ZM264 102V101H263ZM231 103V102H230ZM238 103V102H237ZM256 103V102H255ZM258 103V102H257ZM256 103V105H258ZM175 104H176V106H175ZM235 104V103H234ZM252 104V103H251ZM167 105V104H166ZM254 105V104H253ZM111 106V105H110ZM229 106V105H228ZM181 106H179V108H180ZM241 107V106H240ZM238 108V109H241L242 110V108ZM248 107V104H247V106H246V108ZM251 106H249V108H250ZM254 107H256L255 105H254ZM258 107H259V105H258ZM166 108V107H165ZM164 108V109H165ZM172 108V109H173ZM227 108V107H226ZM252 108V107H251ZM250 108V109H251ZM263 108V107H262ZM45 108H43L42 110H44ZM138 109V108H137ZM136 109V110H137ZM169 109H170V107H169ZM169 109H168V111H169ZM172 109H170V110H172ZM248 109V108H247ZM253 109V108H252ZM140 112H141V110H142V108H139L138 109ZM166 110V109H165ZM175 110V109H174ZM177 110V109H176ZM244 110V109H243ZM259 110V109H258ZM258 110L256 111V112H258ZM39 111V112H38ZM173 111V110H172ZM179 111V110H178ZM239 111V110H238ZM250 111V110H249ZM263 111H264V109H263ZM222 112H224V111H222ZM221 111H217V113H216V115H215V117L214 118H212L211 119V126H208V125H206V127H208V128H201V126H200V128L201 129H199L198 127V129H194V132L193 133H191L192 131L191 130H189V129H187L186 127H185V124H184V122L186 121L187 122V117H185L186 119H184V118H182V116H180L181 114H180V111L178 112L179 114L178 115H176V117H174L175 118V120L173 121V123L172 124H168L167 126H165V129L161 132V134H160V136H159V138H157L158 140H157V142L154 144V141L152 142L153 144H154V149H152L151 151H149V152H143V154H141V149L142 148H140V155H139V157L135 160V162H133V164H132V160L134 161V159L132 158V157H129L128 156V158H130L131 160H129V163L130 164H132L128 169H127V171L129 172L130 171V174H128V177H127V179H123V180H126V181H124V182H126L127 183V180H128V182L130 181V183H134L135 185H136V187H139L141 184H139V186L137 185L139 182L140 183H142L141 181H146V182H149V181H151V182H153V180L157 177L158 179H157V181H154L155 183H157L159 180H161V183H160V191H159V194L157 195H155V193H157V192H155V188H156V186H154L155 188H153L154 190V196L152 197V196H150V198L149 199H146L144 196V198H140L139 199V203H138V205H136L137 207L133 210V209H131L130 207H128L129 206V204H127L128 206H126V201L124 202V204H122L121 203V205H119V206H117V208H119L120 210H122V212L124 213V214H126V212H127V214H126V216L128 215L130 218H132L133 220H136L137 221V223H139V224H143V227L142 228H140V226H138V228H140V229H137V227H136V231H138V232H142L143 233V235H144V240H143V242L142 241H140V240H142L143 238H141L140 240H139V238H138V240H136L137 238H135L134 237V235H133V233H135V231L131 234V232L133 231V227H131L130 229H132V231L130 232V238L132 237V235H133V237H134V246H132V245H130L131 243H127L128 245H126V243H124L125 245H126V247H123V248H121V247H117L116 249H114V251L111 253V254H106V258H104V260H105V264H173V260H175L174 262L175 263H177V259L178 258H180V259H182L183 258V256H184V254L185 253H187V252H185L186 250H185V248H187V247H184L185 245H184V242L179 238V236H178V234H177V231L175 230H173V225H174V222L173 221H175V219H176V217L183 211L184 213H185V211L187 212V209L186 210H183L182 209V207H186L187 205H185V203L187 204L188 203V201H189V203L190 204H194L195 205V207L197 208V206H199L198 204L199 203H201V202H199L198 204H196V201H194V200H189V198H188V201L187 202H185V197L183 198V196L182 195H184V194H182V193H184L185 191H186V189H185V186L186 185H184V183H185V180H182V175H183V173H184V170H185V167L184 166H187L186 165V162H187V154L189 153V152H197V150H198V154H199V152H201V151H199L200 150V148H204V147H207V146H209V145H213V143H218V141L221 143V144H224V142L221 140V139H223V137L225 136V134H228V136H229V138L231 139V140H236L239 136H241V138H245L246 139V141L248 142V145L250 144L251 145V148H250V150L254 153V155H252V154H250V156L252 155V157L251 158H253V156H255L256 155V157L257 156H259V157H264V155H262V153H264V133H262L261 132V130L264 128V126L262 125V123L260 124V126L262 125L263 126V128L261 129V128H259L260 129V131H259V129H258V125H259V123L260 122H262V121H264V113H263V115H259V123L257 122V120H256V118H255V122H253L254 123V125H255V123L257 122L258 123V125H257V127L256 126H253V130H252V132L250 131H248L249 130V128H252V127H250V125L251 124H249V127H248V129L247 130H241V129H239L238 127H235V125L234 126H230L231 128H229V127H225V125H224V119H223V117H222V113ZM248 112V111H247ZM261 112V111H260ZM175 113V112H174ZM238 113V112H237ZM241 113V112H240ZM242 113H245V111L244 112H242ZM242 113H241V115H242ZM228 114V113H227ZM254 114V113H253ZM253 114H252V116H253ZM170 115V114H169ZM168 115V116H169ZM210 116H211V114H209ZM226 115V114H225ZM237 115H239V113L237 114ZM241 115H239V116H241ZM243 115H245V114H243ZM243 115L240 117V118H243V119H245L244 117H243ZM247 115V114H246ZM245 115V116H246ZM248 115H250V112H249V114ZM247 115V116H248ZM120 116V115H119ZM172 116V115H171ZM174 116V115H173ZM246 116V117H247ZM251 116V115H250ZM254 117H256V115L254 116ZM254 117H252V118H254ZM126 119H127V117H125ZM129 118V117H128ZM172 118V117H171ZM171 118H169V119H171ZM209 118V117H208ZM248 118V117H247ZM169 119H167V120H169ZM239 119V118H238ZM251 119V118H250ZM41 120V119H40ZM189 120V119H188ZM210 120V119H209ZM246 121H247V119H245ZM245 120H241V121H243V125H244V122H245ZM251 120H253L254 121V119H251ZM194 121H196L195 119H193V121L192 122H194ZM204 121H205V119H204ZM239 121V120H238ZM42 122V121H41ZM165 122H167V121H165ZM191 122V121H190ZM189 122V123H190ZM206 122H208L209 123V121H206ZM252 122V121H251ZM138 121H137V119L135 118V119H130L129 118V120L127 121V127H134L135 125H137L138 126ZM188 123V122H187ZM228 123H230V121L228 122ZM234 123V122H233ZM246 123L247 122H245V125H246ZM256 123V124H257ZM264 123V122H263ZM195 124V122L194 123H192V125H194ZM197 124H198V122H197ZM196 124V125H197ZM231 125H232V123H230ZM235 124V123H234ZM248 124V123H247ZM37 125V124H36ZM112 125V124H111ZM210 125V124H209ZM227 125V124H226ZM205 126V125H204ZM136 127V126H135ZM192 127H194V126H192ZM191 127V128H192ZM245 127V126H244ZM137 128V127H136ZM159 128V127H158ZM196 128V127H195ZM246 128H247V126H246ZM245 128V129H246ZM31 129V128H30ZM16 130V131H17ZM20 130V129H19ZM228 130V131H227ZM27 131V130H26ZM161 131V130H160ZM159 131V132H160ZM191 131V132H190ZM264 131V130H263ZM28 132V131H27ZM18 135V134H17ZM159 135V134H158ZM17 137V136H16ZM19 137V136H18ZM29 137V136H28ZM9 138V139H8ZM113 138V137H112ZM121 138H123L122 136H116L115 135V137L111 140V141H109V143L104 147V149L103 150H105V151H109L114 145H115V143L118 141V140H120ZM235 138V139H234ZM240 138V137H239ZM23 139H24V137H23ZM16 140V139H15ZM22 140V139H21ZM244 140V139H243ZM12 141H13V138H12ZM18 141H20V140H18ZM17 141V142H18ZM245 141V140H244ZM23 142V141H22ZM247 142H246V144H247ZM151 143V142H150ZM24 144V143H23ZM27 145V144H26ZM132 145V144H131ZM149 146V145H148ZM147 146V147H148ZM152 145H150L149 147H151ZM35 147V146H34ZM39 147V146H38ZM129 147V146H128ZM148 147V148H149ZM248 147V146H247ZM0 148H1V146H0ZM3 148L4 147H2V149H0V150H3ZM5 148H6V146H5ZM202 148V149H203ZM7 149V148H6ZM25 150V149H24ZM132 150V149H131ZM143 150V149H142ZM148 150H150V149H148ZM28 151V150H27ZM35 151H36V149H35ZM130 151V150H129ZM144 151V150H143ZM2 151H0V153H1ZM104 152V151H103ZM138 152V151H137ZM4 153H5V151H4ZM104 153H106V152H104ZM193 153V154H194ZM3 154V153H2ZM30 154V153H29ZM33 154V153H32ZM128 154H130V153H128ZM127 154V155H128ZM133 154V153H132ZM137 154V153H136ZM197 154V156H199ZM195 155H196V153H195ZM130 156H132V155H130ZM189 156V155H188ZM197 156H196V158H197ZM212 156V155H211ZM250 156H249V158H250ZM127 158V159H128ZM135 158V157H134ZM189 158H191V156L189 157ZM251 158H250V160L249 161H251ZM258 158V157H257ZM125 159H126V157H125ZM155 159H157V162L158 163H153V162H156V160ZM259 159V158H258ZM260 160H262V159H260ZM196 161V160H195ZM253 161V160H252ZM127 162V161H126ZM197 162V161H196ZM249 163H251L252 164V162H249ZM125 164V163H124ZM127 164V163H126ZM125 164V165H126ZM130 164H128V165H130ZM153 164H155V166L153 165ZM128 165H127V167H128ZM157 165V166H156ZM197 165H200V164H197ZM253 165H255V164H253ZM191 166V165H190ZM252 166V165H251ZM251 166H250V169L252 170L253 168H251ZM255 166H257V165H255ZM261 166V165H260ZM264 166V165H263ZM263 166H261V167H263ZM183 167H184V169H183ZM192 167V166H191ZM125 168H126V166H125ZM188 168H189V165H188ZM187 168V169H188ZM194 168V167H193ZM192 168V169H193ZM211 168V167H210ZM256 168V167H255ZM257 168H259V166H257ZM264 168V167H263ZM39 169V168H38ZM190 169V168H189ZM191 169V170H192ZM213 169V168H212ZM248 169V168H247ZM248 170L249 171V173L248 174H250L251 172V170ZM260 169V168H259ZM126 170V169H125ZM255 170L256 169H254L253 170V172H255ZM194 171H195V169H194ZM193 171V172H194ZM213 171V170H212ZM262 170H260V172H261ZM263 171H264V169H263ZM188 172V171H187ZM193 172L191 171V173L193 174ZM198 172V171H197ZM214 172V171H213ZM257 172V171H256ZM126 173V172H125ZM125 173H123L122 175H124ZM189 173V172H188ZM216 173H218L217 171H216ZM215 173V175L217 176V174ZM244 173H245V171H244ZM243 173V175L245 176V174ZM262 173H264V172H262ZM186 173H184V175H185ZM214 174V173H213ZM219 174V173H218ZM248 174H246L247 176H248ZM126 175H127V173H126ZM183 175V176H184ZM251 175V174H250ZM253 175H255V173L253 174ZM253 175L251 176L252 177V179H253ZM258 175V174H257ZM259 175H261V174H259ZM188 176V175H187ZM187 176H185L186 178H187ZM201 176V175H200ZM213 176V175H212ZM219 176V175H218ZM244 176H243V178H244ZM247 176H245V177H247ZM262 176V175H261ZM15 177V176H14ZM13 177V178H14ZM123 177V176H122ZM124 177H126V176H124ZM123 177V178H124ZM189 177H190V175H189ZM189 177H188V179H189ZM250 177V176H249ZM249 177H248V179H249ZM256 176H254V179H256L255 178ZM19 178H21V177H19ZM160 178V179H159ZM197 178V177H196ZM257 178H258V176H257ZM262 178V177H261ZM245 179V178H244ZM247 179V180H248ZM190 180V179H189ZM193 180V179H192ZM259 180V179H258ZM186 181H187V179H186ZM150 182V183H151ZM260 182H261V180H260ZM40 183L41 184H45V176L44 175H41L40 176ZM137 183V184H136ZM192 183H196L197 185H198V182H196V181H194V182H192ZM258 183H259V181H258ZM129 184V183H128ZM143 184H145V183H143ZM153 184V183H152ZM261 184H263L264 185V183H261ZM131 185V184H130ZM134 185V186H135ZM146 185V184H145ZM213 185V184H212ZM216 185H217V183H216ZM216 185H214L213 187H216ZM259 185V184H258ZM153 186H151V187H153ZM210 186V185H209ZM208 186V187H209ZM241 186H243V185H241ZM141 187V186H140ZM146 187V190H147V188H148V186H145ZM189 187V185L187 184V188ZM196 187V186H195ZM199 187V186H198ZM213 187H210V188H213ZM2 188V187H1ZM0 188V192H1V196L3 197V195H2V193H5L4 191H7L8 192V189L6 190H3V189H1ZM190 188V187H189ZM203 188V187H202ZM209 188V189H210ZM249 188V187H248ZM253 188V187H252ZM264 188V186L263 187H261L260 189H263ZM143 189H145L144 188V186H143V188H141V190H142V192H146V191H143ZM157 189H158V186H157ZM200 189H201V187H200ZM242 190H243V188H241ZM245 189V188H244ZM246 189H247V187H246ZM250 189V188H249ZM29 190V189H28ZM190 190V189H189ZM202 190V189H201ZM211 190V189H210ZM241 190V191H242ZM264 190V189H263ZM191 191V190H190ZM198 191H200L199 189H198ZM247 191H249V190H247ZM7 192H6V194H7ZM193 192V191H192ZM202 191H200V193H201ZM204 192V191H203ZM9 193H10V191H9ZM8 193V194H9ZM199 193V192H198ZM234 193V192H233ZM238 193H240V192H238ZM238 193H236L237 195L236 196H238L239 194ZM6 194H4V195H6ZM186 194V193H185ZM194 194H196V195H198V198H201V196L199 197V194H197V193H194ZM247 194V193H246ZM259 193L257 192V195H258ZM24 196H25V194H23ZM31 195V194H30ZM143 195H146V194H144L143 193ZM191 195H192V193H191ZM231 195V194H230ZM230 195L228 194V196H229V198H231L230 197ZM233 196H234V194H232ZM0 196V199L2 200V197ZM195 196V195H194ZM241 195H239V197H240ZM246 196V195H245ZM253 196V195H252ZM5 197H7V196H5ZM5 197H3L4 199H5ZM9 197V196H8ZM29 197V196H28ZM147 197V196H146ZM192 197V196H191ZM255 197H258V196H255ZM27 198V197H26ZM138 198H139V196H138ZM137 198V199H138ZM148 198V197H147ZM194 198V197H193ZM228 198V199H229ZM259 198H260V196H259ZM146 199V200H145ZM237 199H238V197L236 198V201H237ZM256 199V198H255ZM205 200V199H204ZM240 200V199H239ZM238 200V201H239ZM258 200V199H257ZM9 201V200H8ZM11 201V200H10ZM202 201V200H201ZM237 201V202H238ZM234 202V201H233ZM256 202V201H255ZM3 200H2V203H0V206L1 205H3ZM188 203V205H190ZM206 203V202H205ZM240 203V202H239ZM12 204V203H11ZM207 204V203H206ZM233 205H234V203H232ZM243 204V203H242ZM254 204V203H253ZM5 205V204H4ZM9 205V202H8V204L7 205H5V206H8ZM154 205H157V209L159 210V209H161L162 208V211L161 210H159V211H161V212H158V210H157V212H156V208L154 209ZM158 205H159V208H158ZM197 205V206H196ZM232 205V206H233ZM5 206H4V208H5ZM193 206V205H192ZM114 206L113 205H109V209L111 208H113ZM190 207V210L189 211H191L192 209L194 210V208L192 207L191 208V205L189 206ZM188 207V208H189ZM252 207H254V206H252ZM9 208V207H8ZM15 208V207H14ZM13 208V209H14ZM105 208H106V206H105ZM104 208V205H102V204H100L99 205V207H97V211H96V213L98 214V213H102V212H104L105 209ZM116 208V209H117ZM128 208H130V209H128ZM147 208V209H146ZM175 208H177V210H178V212H176L175 211ZM179 208V209H178ZM187 208V207H186ZM238 208V207H237ZM5 209H7V208H5ZM4 209V210H5ZM10 209V208H9ZM12 209V208H11ZM13 209H12V212H14L13 211ZM114 209V208H113ZM181 209V210H180ZM185 209V208H184ZM198 209V208H197ZM196 209V210H197ZM208 209V208H207ZM16 210V209H15ZM18 210L19 209H17V212H18ZM106 210H107V208H106ZM118 210V209H117ZM119 210V211H120ZM192 210V211H193ZM254 209H252L251 210V207H249L248 209H247V211H246V214H247V216L249 215V212L251 213V211H253ZM2 211H3V208H2V206L0 207V214H3L2 213ZM7 211V210H6ZM10 211L11 210H9V211H7V212H9L10 213ZM111 211H113V210H111ZM114 211H115V209H114ZM179 211H181V212H179ZM7 212H6V214H7ZM24 212V211H23ZM110 212V211H109ZM109 212H107V214H106V212H105V214H103V216L104 215H108V213ZM118 212V211H117ZM121 212V211H120ZM120 212H118V214L120 213ZM121 212V213H122ZM194 212V211H193ZM196 212V211H195ZM198 212V211H197ZM19 213V212H18ZM199 213V212H198ZM23 214V213H22ZM27 214V213H26ZM41 214V213H40ZM109 214H111V213H109ZM114 214V212L111 214V215H113ZM118 214L117 213H115L113 216H111V218L112 217H117L118 216ZM124 214H122V217H124L125 215ZM194 214V213H193ZM197 214V213H196ZM204 214V213H203ZM244 214V213H243ZM15 215V214H14ZM17 215H19V214H17ZM25 215V214H24ZM44 215V214H43ZM124 215V216H123ZM188 215V214H187ZM199 215H200V213H199ZM240 215H241V213H240ZM2 216V215H1ZM37 216V215H36ZM98 216H100V214H98ZM121 215H119L118 217H120ZM126 216H125V218H126ZM189 216V215H188ZM192 216V215H191ZM189 217V218H191L192 220H194L193 219V217L194 216H196V215H194L193 217ZM198 216V215H197ZM212 216V215H211ZM5 217V216H4ZM11 217V216H10ZM18 217H20V216H18ZM39 217V216H38ZM42 217V216H41ZM41 217L39 218L40 220H41ZM108 217V216H107ZM107 217H105V218H107ZM118 217H117V219H118ZM121 217V218H122ZM200 217V216H199ZM242 217V216H241ZM1 218V217H0ZM7 218V217H6ZM13 218H16L15 216L14 217H11V219H13ZM22 218V217H21ZM21 218H19V219H21ZM27 218V217H26ZM25 218V219H26ZM43 218V217H42ZM98 218V217H97ZM120 218V219H121ZM128 218V217H127ZM196 218H198V217H196ZM201 218V217H200ZM113 219H115V218H113ZM177 219H179V218H177ZM199 219V218H198ZM27 220V219H26ZM26 220H25V223H26ZM107 220H108V218H107ZM116 220V219H115ZM122 220H124V219H122ZM129 220V219H128ZM155 220H157V221H159L160 222V225H163L164 227H166V230L167 231H169V233H170V235L172 236V239L173 240H171V239H169V238H166L165 240H164V237H162V239L160 238L159 239V237H157L158 235H160V234H156V233H154L153 232V228H152V225L154 224V222H155ZM202 220V219H201ZM13 221H14V219H13ZM12 221V222H13ZM17 221H18V219H17ZM42 221H43V219H42ZM97 221H99V218H98V220ZM111 221V220H110ZM121 221V220H120ZM126 221V223H127V220H125ZM125 221H124V223H125ZM4 222V221H3ZM20 222V221H19ZM24 222V221H23ZM49 222V221H48ZM103 222H104V220H103ZM107 222V221H106ZM109 222V221H108ZM112 222V221H111ZM114 222H116V221H113V225H114ZM122 222V221H121ZM129 222V221H128ZM130 222H131V220H130ZM134 222V221H133ZM241 222V221H240ZM15 223H17V222H15ZM15 223H13V225L15 224ZM25 223H24V225H25ZM57 223V222H56ZM98 223H100V224H102L101 222H98ZM123 223V222H122ZM122 223H120L119 221H117L116 222V225H117V228L118 229H120L119 231H122L121 232V235H122V233H124V231L126 230V229H124V227H122ZM12 224V223H11ZM20 224V223H19ZM60 224V223H59ZM112 224V223H111ZM110 224V225H111ZM138 224V225H139ZM236 225H237V227H238V224H237V222L235 223ZM242 224V223H241ZM256 223H254V224H252V221H251V225L253 226H256L255 225ZM31 225V224H30ZM51 225V224H50ZM62 225V224H61ZM108 225V224H107ZM106 225V226H107ZM112 225V226H113ZM160 225H157V230H158V226H160ZM166 225V226H165ZM240 225V224H239ZM17 226V228H18V225H16ZM15 226V227H16ZM20 226H21V224H20ZM47 226H49V225H47ZM46 226V223H45V227H47ZM104 226V225H103ZM103 226H101V228L103 227ZM209 226H211V225H209ZM224 226V225H223ZM242 227H245V226H243V225H241ZM241 226L239 227V228H241ZM248 226V225H247ZM253 226V227H254ZM10 227V229H13V227L11 228V225H9L8 226V228ZM29 227H31V226H29ZM51 227H52V225H51ZM57 227H59V226H57ZM56 227V228H57ZM111 227V226H110ZM126 227V226H125ZM162 227V226H161ZM160 227V228H161ZM234 227H235V225H234ZM26 228V227H25ZM34 228V227H33ZM48 228H50V226L48 227ZM48 228H45V230L47 229V230H51V228L50 229H48ZM61 228H63V227H61ZM60 228V229H61ZM112 228V227H111ZM155 228V227H154ZM159 228V231H161L162 230V232L163 233H165V232H167V231H165V229L162 227L161 229ZM175 228V227H174ZM217 228V227H216ZM218 228H220V227H218ZM217 228V230H219ZM249 228V227H248ZM251 228V227H250ZM255 229H257L256 227H254ZM9 229V230H10ZM16 229V228H15ZM30 229H32V228H30ZM115 230L116 228H115V226H114V228H112L111 230ZM129 229V228H128ZM127 229V230H128ZM163 229H164V231H163ZM221 230H222V227L220 228ZM224 229H226V228H224ZM235 229H237V228H235ZM20 230H21V228H20ZM19 230V231H20ZM44 230V228H43V231H45ZM46 230V232H48ZM58 230H59V228H58ZM103 230V229H102ZM110 230V229H109ZM141 230V231H140ZM227 230V229H226ZM229 230V229H228ZM240 230V229H239ZM242 230V229H241ZM249 230V229H248ZM251 230V229H250ZM12 231V230H11ZM14 231V230H13ZM18 231V232H19ZM32 231V230H31ZM61 231H62V229H61ZM60 231V232H61ZM65 231H67V230H65ZM222 231H225V230H222ZM237 232H238V230H236ZM244 231V230H243ZM247 231V230H246ZM246 231H244V232H246ZM252 231V230H251ZM253 231H254V229H253ZM257 231V230H256ZM15 232V231H14ZM40 232V231H39ZM45 232V233H46ZM60 232H59V234H60ZM82 232V231H81ZM225 232H227V231H225ZM241 231H239L238 232V235H240L241 233H240ZM263 232V231H262ZM15 233H17V232H15ZM14 233V234H15ZM31 233V232H30ZM44 233V232H43ZM44 233V238L43 239H45L46 237H45V234ZM48 233H50V232H48ZM47 233V235H49ZM64 233V232H63ZM68 233V232H67ZM66 233V234H67ZM86 233H88V231H86ZM127 233H129V232H127ZM141 233V234H142ZM179 233V232H178ZM219 233L221 234V231H219ZM228 233V232H227ZM240 233V234H239ZM248 233H249V231H248ZM252 233V232H251ZM253 233H255V232H253ZM252 233V234H253ZM5 235V233H2V235ZM13 234V235H14ZM68 234H71L70 232L68 233ZM66 235V236H68V239H66V241L64 242V244H66V243H71L74 247H75V250L77 249V251L79 252V255H80V263L81 264H85L86 263V256H84L85 255V253H83V249L81 248V246L78 244V240L76 241L74 238H76L74 235H72V237L70 236V235ZM103 234V236H104V233H102ZM111 234H112V232H111ZM114 234H116L115 232H114ZM117 234L119 235L120 233H118V231H117ZM140 234V235H141ZM153 234H155L156 235V237L158 238H155V236L153 235ZM167 235H168V233H166ZM246 234V233H245ZM260 234H262L263 235V233H260ZM4 235L2 236V237H4ZM9 236H11L10 234H8ZM22 235V234H21ZM30 235H32V234H30ZM41 235V234H40ZM61 236H64V234H60ZM89 235H91V234H88V236H87V234H86V236L88 237V238H91V237H89ZM124 235H127V234H124ZM169 235V236H170ZM180 235V234H179ZM242 236H243V232H242V234H241ZM240 235V236H241ZM259 235V234H258ZM7 236V235H6ZM19 236V235H18ZM36 236V235H35ZM50 236V235H49ZM65 236V237H66ZM74 236V237H73ZM94 236H95V234H94ZM99 236V235H98ZM102 235H101V237H103ZM117 236V235H116ZM128 236V235H127ZM126 236V237H127ZM168 236V237H169ZM8 237V236H7ZM7 237H4V242H3V244L5 243V244H8V245H11L12 244V246H14L13 248L15 249V250H17V251H20V250H23V249H25L24 247V243L26 242H24L23 244H21V243H19V239L18 238H16V239H12L11 237L9 238H7ZM14 237H15V235H14ZM34 237V236H33ZM38 237V236H37ZM58 237V236H57ZM56 237V238H57ZM100 237V240L101 239H103V238H101ZM119 237V236H118ZM122 237V236H121ZM125 237V236H124ZM142 237V236H141ZM167 237V236H166ZM182 237V236H181ZM229 237V236H228ZM228 237H226V238H228ZM231 237V236H230ZM234 237H236V236H232V238L230 239V241H229V243L231 242V240H233V239H235ZM238 238H239V236H237ZM42 237L40 236V239H41ZM50 238V237H49ZM59 238V237H58ZM94 238V237H93ZM127 238H129V236L127 237ZM126 238V239H127ZM225 238V239H226ZM235 239V240H240V238L239 239ZM256 238H257V236H256ZM2 239V238H1ZM0 239V240H1ZM22 239V238H21ZM20 239V240H21ZM36 239V238H35ZM38 239H39V237H38ZM39 239V240H40ZM60 239H62V238H59V240H57V241H60ZM96 239V238H95ZM113 239H115V238H113ZM120 239V238H119ZM122 239L123 238H121V241H122ZM125 239V238H124ZM188 239V238H187ZM224 239V240H225ZM258 239V238H257ZM25 239H23V241H24ZM37 240V239H36ZM35 240V241H36ZM97 240V239H96ZM131 240H132V238L131 239H129V241L131 242ZM228 239H226V242H228L227 241ZM249 240V239H248ZM260 240V239H259ZM43 241L45 242V240H42L41 241V244L43 243ZM51 241V240H50ZM62 241V240H61ZM60 241V242H61ZM93 241V240H92ZM91 241V242H92ZM102 241H104V240H102ZM114 242H116V240H113ZM119 241V240H118ZM128 241V239H127V242H129ZM257 241V240H256ZM1 242V241H0ZM21 242V241H20ZM28 242V241H27ZM47 240H46V245L45 246H47ZM63 242V241H62ZM96 242V241H95ZM125 242V241H124ZM225 242V243H226ZM234 242V241H233ZM232 242V243H233ZM236 242V241H235ZM240 242H242V241H240ZM40 243V242H39ZM38 243V244H39ZM49 244H50V242H48ZM144 244L143 246H141V244ZM188 243V242H187ZM222 243H223V241H222ZM229 243H228V246H229ZM232 243H230V244H232ZM236 243H238V242H236ZM235 243V244H236ZM261 243V242H260ZM1 245V248L0 249H4V247H3V244L2 243H0ZM27 243H25V245H26ZM60 244V243H59ZM103 244H104V242H103ZM118 244H119V242H118ZM122 244L123 243H121L119 246H122ZM221 244V243H220ZM234 244V243H233ZM61 245V244H60ZM66 245H68V244H66ZM72 245H71V247H72ZM83 245V244H82ZM105 245V244H104ZM110 245V244H109ZM129 245H130V247L131 248H129ZM189 245H190V243H189ZM222 245H224L225 246V244H222ZM240 245H241V243H240ZM263 245V244H262ZM23 246V249H20L21 247ZM27 246V245H26ZM50 246V245H49ZM69 246V245H68ZM68 246H65V247H68ZM216 246V245H215ZM231 246V245H230ZM229 246V247H230ZM237 246H239V245H237ZM259 246V245H258ZM264 246V245H263ZM7 247H9V246H7ZM51 247V246H50ZM63 245H62V249H63ZM70 247V246H69ZM83 247V246H82ZM133 247V248H132ZM221 247V246H220ZM223 247V246H222ZM221 247V248H222ZM226 247V246H225ZM232 247V246H231ZM235 247V246H234ZM233 247V248H234ZM240 247V246H239ZM47 248V247H46ZM53 248V247H52ZM103 248V247H102ZM105 248H107V246L105 247ZM125 248V249H124ZM127 248V249H126ZM238 248V247H237ZM242 248H243V246L241 245V247L239 248L240 250H242ZM262 248V247H261ZM20 249V250H19ZM54 249H55V247H54ZM69 249V248H68ZM84 249H85V247H84ZM87 250H88V248H86ZM110 249V248H109ZM113 248H111L110 250H112ZM194 249V248H193ZM227 249H228V247H227ZM231 249L232 248H230V251H231ZM258 249H260V246L258 247ZM1 250V251H2ZM9 250V249H8ZM52 249H50V251H51ZM58 250V249H57ZM73 250V249H72ZM86 250V251H87ZM106 250H108V248L106 249ZM105 250V251H106ZM127 250H129V251H131L132 253H133V258H132V256L131 257H129V255H128V251ZM221 250V249H220ZM222 250H224V249H222ZM244 250V249H243ZM1 251H0V253H1ZM4 251V250H3ZM11 251V250H10ZM17 251H15V252H17ZM66 251H67V249H66ZM69 251V250H68ZM74 251V250H73ZM86 251H84V252H86ZM89 252H90V250H88ZM87 251V252H88ZM109 251V250H108ZM188 251V250H187ZM229 251V250H228ZM234 251V250H233ZM238 251V250H237ZM245 251V250H244ZM260 251H262V252H264L263 251V249L261 250L260 249ZM14 252V251H13ZM51 252H53V251H51ZM64 253V251L62 250L61 251V254H63ZM70 252V251H69ZM69 252L67 253V254H69ZM86 253V255L88 254H91V253ZM155 252H157V255H156V253ZM189 252V251H188ZM222 252V251H221ZM232 252V251H231ZM230 252V253H231ZM242 252V251H241ZM3 253V252H2ZM5 253V252H4ZM3 253V255L2 256H4L5 254ZM22 253H23V251H22ZM27 253V252H26ZM73 253V252H72ZM155 253V254H154ZM225 253H227V251L225 252ZM243 253V252H242ZM241 253V254H242ZM10 254V253H9ZM14 254V253H13ZM18 254V253H17ZM20 254V253H19ZM64 254H66V253H64ZM63 254V258H65V256L66 255H64ZM188 254V253H187ZM228 254V253H227ZM226 254V255H227ZM244 254V253H243ZM1 255V254H0ZM23 255V254H22ZM87 255V256H88ZM94 255V254H93ZM191 255V254H190ZM231 255V254H230ZM230 255L228 256L229 257V259H230ZM233 255V254H232ZM231 255V256H232ZM9 256H11V255H9ZM17 256V258H18V255H16ZM140 256V257H139ZM225 256V255H224ZM247 256V255H246ZM5 257V256H4ZM3 257V258H4ZM12 257L13 256H11L10 258L12 259ZM89 257H92V256H89ZM97 257V256H96ZM236 257V256H235ZM16 258V263H18V264H22V262H20V260L19 259H17ZM93 258V257H92ZM97 258H100V257H97ZM196 258V257H195ZM232 258H234V256L232 257ZM20 259H21V257H20ZM103 259V258H102ZM227 259V258H226ZM235 259V258H234ZM246 259V258H245ZM245 259H244V262H245ZM7 260V259H6ZM9 260V259H8ZM19 260V261H18ZM70 260V259H69ZM68 260V258H67V260H66V262L64 263V264H70V262H72V260H70V262H68L69 261ZM87 260L89 261V259L87 258ZM91 260V259H90ZM103 260V261H104ZM182 260H184V261H186L185 259H182ZM228 260V259H227ZM231 260V259H230ZM247 260V259H246ZM250 260L252 261V259L250 258ZM249 260V261H250ZM258 260V259H257ZM189 262H190V259L188 260ZM188 261H186V262H188ZM235 261V260H234ZM238 261V260H237ZM1 262L3 263V264H8L9 262H11V261H6L7 263H4V261H1L0 260V264H1ZM91 262H93L92 260H91ZM91 262H89V263H91ZM229 262L230 261H228V264H229ZM248 262V261H247ZM13 263H15L14 261H13ZM182 263V261L180 262V263H178V264H181ZM193 262L191 261V264H192ZM231 263V262H230ZM243 262H241V264H242ZM251 263H253V262H251ZM9 264H12V263H9ZM25 264V263H24ZM46 264H48V263H46ZM91 264H93V263H91ZM97 264V263H96ZM190 264V263H189ZM197 264V263H196ZM219 264H222V263H220L219 262ZM233 264V263H232Z\"/></svg>","mask_w":264,"mask_h":264}]
</instances>
